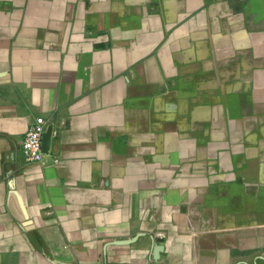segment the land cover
Returning a JSON list of instances; mask_svg holds the SVG:
<instances>
[{"label": "crops", "instance_id": "0c3cea01", "mask_svg": "<svg viewBox=\"0 0 264 264\" xmlns=\"http://www.w3.org/2000/svg\"><path fill=\"white\" fill-rule=\"evenodd\" d=\"M0 264H264V0H0Z\"/></svg>", "mask_w": 264, "mask_h": 264}, {"label": "built area", "instance_id": "2783aa9c", "mask_svg": "<svg viewBox=\"0 0 264 264\" xmlns=\"http://www.w3.org/2000/svg\"><path fill=\"white\" fill-rule=\"evenodd\" d=\"M49 117L38 114L27 125L21 142V156L25 161H41L43 156L42 135L50 125ZM51 133L56 129L51 126Z\"/></svg>", "mask_w": 264, "mask_h": 264}, {"label": "water", "instance_id": "95a60500", "mask_svg": "<svg viewBox=\"0 0 264 264\" xmlns=\"http://www.w3.org/2000/svg\"><path fill=\"white\" fill-rule=\"evenodd\" d=\"M50 134H51V126H48L46 128V130L43 132V135H42V149L44 151H46V149H47V145H48V142H49ZM132 239H134V238H132ZM132 239H122V240H119V241H130ZM155 250L159 251V248L155 247Z\"/></svg>", "mask_w": 264, "mask_h": 264}]
</instances>
